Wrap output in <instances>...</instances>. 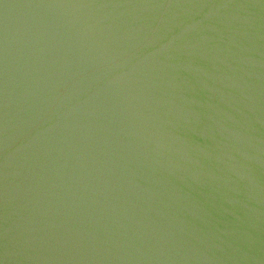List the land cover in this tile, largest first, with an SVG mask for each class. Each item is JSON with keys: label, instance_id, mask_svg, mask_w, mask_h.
<instances>
[{"label": "water", "instance_id": "water-1", "mask_svg": "<svg viewBox=\"0 0 264 264\" xmlns=\"http://www.w3.org/2000/svg\"><path fill=\"white\" fill-rule=\"evenodd\" d=\"M0 264H264V0H0Z\"/></svg>", "mask_w": 264, "mask_h": 264}]
</instances>
